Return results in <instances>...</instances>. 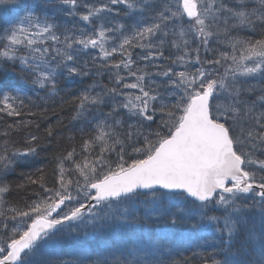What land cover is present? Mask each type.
I'll return each instance as SVG.
<instances>
[{"label":"snow or ice","instance_id":"snow-or-ice-1","mask_svg":"<svg viewBox=\"0 0 264 264\" xmlns=\"http://www.w3.org/2000/svg\"><path fill=\"white\" fill-rule=\"evenodd\" d=\"M61 14L71 19L58 22ZM166 48L175 54L166 57ZM92 50L96 75L107 71L112 86L73 97V119L95 120L93 132L79 159L75 148L57 157L50 195L9 209L20 223L0 237V264H264V0H0V65L18 62L48 96L58 95L60 78L89 75L79 57ZM9 71L0 68V114L20 117L24 99ZM145 122L156 128L145 131ZM38 140L0 146V206L5 177L38 153ZM85 218L101 231H158L82 244L68 259L45 251L58 226ZM190 247L197 251L185 255Z\"/></svg>","mask_w":264,"mask_h":264},{"label":"trees","instance_id":"trees-1","mask_svg":"<svg viewBox=\"0 0 264 264\" xmlns=\"http://www.w3.org/2000/svg\"><path fill=\"white\" fill-rule=\"evenodd\" d=\"M30 2H39V0H30ZM174 2V0H173ZM120 7V6H117ZM51 15V11H49ZM71 18H64L62 14L58 18V22L66 23ZM78 19V18H77ZM117 23H131L130 20L124 17H116ZM86 22H80L77 27H86ZM250 33L242 32L241 35H249ZM258 38V37H257ZM196 45L193 44L192 47ZM230 50V49H229ZM87 51V50H86ZM143 54L142 49H134V58H138ZM175 49L166 48L164 55H174ZM98 55V50H92L90 54L81 55L79 59L81 61H88V69L90 73L88 76H78L74 80L67 77L60 78L57 83L58 95L48 96L47 89H40L38 85H33L27 82L25 79L31 76L24 73L21 76V69L19 63L16 64H3L0 68H8L9 75L16 81L15 87L21 91L22 98L24 99L25 107L21 109L22 115L20 117H8L4 114H0V146H3L4 141L9 142L10 147L23 148L27 145L24 141L28 139L29 134L39 137L38 143L40 144V150L37 154L30 155L26 160L20 161L17 166L10 171L5 177L6 181L10 185V192L5 195L4 203L0 206V211L6 213L9 217L5 221L4 217H0V237H5L11 232V229L20 223V219L12 221L10 217L13 215L9 209L15 207L18 210H26L27 205L33 201L38 200L41 197L50 195L45 193L44 188H52L56 186L54 169L57 164V157L66 154L72 148L76 149L77 157L81 153V145L85 139H87L93 132V125L95 120L89 119H73L75 115V106L73 104V97L79 95L89 85L101 84L112 86L108 79L107 71L103 76L96 75V69L93 66L90 57ZM207 55L210 59V55L205 54L203 49L201 50L202 58ZM120 57L117 55L116 59ZM143 63V62H141ZM157 64H166L167 61L157 60L154 61ZM198 66V65H197ZM15 69L14 72L11 69ZM149 71H155V69L149 68ZM176 70H183L177 66ZM126 75V72H122ZM3 74L0 73V76ZM30 76V77H29ZM159 83L161 78L153 77ZM126 82H133L131 77H128ZM100 87H96L95 91H100ZM5 91H11L5 89ZM128 91H136L129 89ZM97 115L99 112L96 109L92 110ZM103 112H107L108 108L101 109ZM32 113H35L34 115ZM159 117H157V122ZM18 121H31L30 124H26L14 131H11L8 136H4L3 132L7 130L8 125L16 124ZM132 122V121H129ZM37 125L39 127H37ZM51 126L52 135L48 136L46 130ZM156 128V124H148L145 122L144 130L151 131ZM98 151V147L96 149ZM130 152V149L128 150ZM107 158L113 162L116 161L115 154H111ZM129 157L126 155L125 159ZM135 158V157H134ZM115 163H113V167ZM70 167V165H66ZM44 176V184L30 183L29 178L32 181H39L40 176ZM73 180L78 179V175L71 174ZM82 182V181H81ZM38 194V195H37ZM73 195H76L73 188ZM83 201V197H81ZM63 211H67V208H62ZM30 223V221H28ZM7 223V231L4 229L3 224ZM60 231L56 233L55 239L49 244L44 245L46 252L53 254L61 259H68L73 253L74 249L79 245L86 244L91 247H103L106 239L111 237L114 242L119 243V237L123 234L125 237L138 238V234L143 227L145 233L149 230L158 231L157 226L152 225H131L119 227L117 225H111L105 227L103 231L98 230L96 226L90 224L88 221L83 222L73 221L65 222V224L58 226ZM184 247H188L185 245ZM183 251V248L181 249ZM197 251L194 247H190L185 255H190L191 252ZM202 251V249H201ZM211 251V249H208ZM167 258V257H165ZM195 264V262H193Z\"/></svg>","mask_w":264,"mask_h":264},{"label":"rangeland","instance_id":"rangeland-1","mask_svg":"<svg viewBox=\"0 0 264 264\" xmlns=\"http://www.w3.org/2000/svg\"><path fill=\"white\" fill-rule=\"evenodd\" d=\"M174 2H175V0H174ZM185 19H187V18H185ZM210 47H213V48H215V47H218V45H216L215 43L214 44H212V45H210ZM221 47V50H229V49H227L226 47H223V46H220ZM230 51V50H229ZM211 57H210V59L212 58V54L211 53H208ZM30 77V76H29ZM27 82H30V83H32L31 82V77L30 78H28L27 77V79H25ZM85 220L86 221H88V219L87 218H85Z\"/></svg>","mask_w":264,"mask_h":264},{"label":"water","instance_id":"water-1","mask_svg":"<svg viewBox=\"0 0 264 264\" xmlns=\"http://www.w3.org/2000/svg\"><path fill=\"white\" fill-rule=\"evenodd\" d=\"M93 194H94V193H93ZM53 215H55V213H54Z\"/></svg>","mask_w":264,"mask_h":264}]
</instances>
